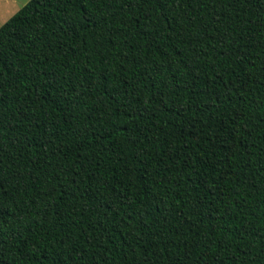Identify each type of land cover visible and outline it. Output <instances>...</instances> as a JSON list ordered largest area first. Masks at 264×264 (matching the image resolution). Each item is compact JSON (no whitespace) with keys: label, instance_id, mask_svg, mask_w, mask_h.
<instances>
[{"label":"trees","instance_id":"1","mask_svg":"<svg viewBox=\"0 0 264 264\" xmlns=\"http://www.w3.org/2000/svg\"><path fill=\"white\" fill-rule=\"evenodd\" d=\"M0 264H264V0L11 16Z\"/></svg>","mask_w":264,"mask_h":264},{"label":"rangeland","instance_id":"2","mask_svg":"<svg viewBox=\"0 0 264 264\" xmlns=\"http://www.w3.org/2000/svg\"><path fill=\"white\" fill-rule=\"evenodd\" d=\"M29 0H0V27Z\"/></svg>","mask_w":264,"mask_h":264}]
</instances>
